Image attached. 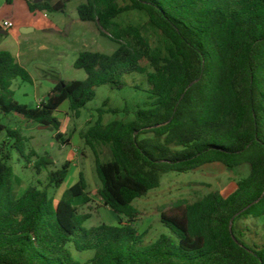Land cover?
<instances>
[{
  "label": "trees",
  "instance_id": "1",
  "mask_svg": "<svg viewBox=\"0 0 264 264\" xmlns=\"http://www.w3.org/2000/svg\"><path fill=\"white\" fill-rule=\"evenodd\" d=\"M127 1L125 8L118 0H87L77 7L80 21L95 23L118 47L110 55L80 53L73 67L86 79L58 82L36 108L11 99L13 80L32 79L10 53L0 51V135L10 141L0 144V264H264V241H248L246 233L258 234L236 224L264 217V0ZM27 7L58 12L64 4L27 2ZM132 10L147 14L162 38L158 47L141 27L117 22ZM126 75L143 80L142 107L125 106L132 118L97 122L81 134L88 145L110 148L111 160L96 164L97 193L117 224L83 226L74 205L88 201L82 173L57 204L36 186L15 198L9 149L26 162L34 154H26V138L2 118L16 114L59 131L54 113L65 102L79 117L96 88L122 89ZM142 86L133 81L134 90ZM215 162L228 169L247 165L249 174L226 197L215 191L177 215L162 214L168 233L144 245L133 225L132 203L157 189L166 173ZM48 165L52 162L40 158L35 167L39 172ZM68 174L69 162L49 171L48 187L61 188ZM83 254L90 257L82 261Z\"/></svg>",
  "mask_w": 264,
  "mask_h": 264
},
{
  "label": "rangeland",
  "instance_id": "2",
  "mask_svg": "<svg viewBox=\"0 0 264 264\" xmlns=\"http://www.w3.org/2000/svg\"><path fill=\"white\" fill-rule=\"evenodd\" d=\"M34 1L12 0V3L7 5L4 0H0V26L5 32L0 35V51L10 53L32 79V83L20 79L13 80L10 87L11 99L28 108L39 106L60 81L86 79L83 70L73 67L80 53L110 55L118 47L100 35L95 23L79 20L77 7L85 4L87 0H44L51 5L62 1L64 7L58 12H30L27 2ZM118 3L122 8L129 4L127 0H118ZM117 22L141 27L153 47H158L162 42L158 32L150 27L149 18L144 11H126ZM25 28L29 30H22ZM134 80L138 85H143L141 89L132 88ZM142 81L139 76L126 75L123 77L125 86L122 89H110L108 86L96 88L94 99L85 105L79 117L69 110L68 103L65 102L59 111L54 113L59 122V131L52 127L32 124L16 114L2 118L3 125L18 130L26 138V154H34L30 157V162H26L14 149H9L14 197L19 198L28 187L36 186L41 190L46 189L57 204L62 192L76 183L79 173H82L87 183L88 201L76 200L74 205L78 214L84 218L83 226L89 228L100 224L116 225L115 215L104 206L97 193L101 184L96 164L111 160L110 148L95 143L88 145L81 134L97 122L108 124L114 120L132 118V115L126 116L123 108L137 105L142 107L146 97V86ZM58 134L61 135L60 140L56 139ZM3 142L6 147L10 145L4 133L0 135V144ZM40 158L48 159L52 165L41 168L38 172L35 165ZM66 162H69V174L61 188L48 187V172L60 169ZM248 174L247 165L228 169L217 162L205 164L186 173L164 174L157 189L132 203L137 212L133 225L142 236L144 245L155 240L158 235L168 233L160 224L162 214L177 215L184 206L193 204L215 191L226 197L235 191L237 182ZM123 222L128 220L123 217ZM236 224L238 230L249 227L251 232L258 234L249 236L246 233L248 241H264V217L242 218ZM89 257L90 255L83 254L80 260L86 261Z\"/></svg>",
  "mask_w": 264,
  "mask_h": 264
},
{
  "label": "water",
  "instance_id": "3",
  "mask_svg": "<svg viewBox=\"0 0 264 264\" xmlns=\"http://www.w3.org/2000/svg\"><path fill=\"white\" fill-rule=\"evenodd\" d=\"M39 2H41V0H35L34 1V4H37V3H39ZM22 30H25V31H27V30H29V29H27V28H25V29H22ZM5 34V32H3L2 30H0V35H4ZM48 98H46V100H47Z\"/></svg>",
  "mask_w": 264,
  "mask_h": 264
},
{
  "label": "crops",
  "instance_id": "4",
  "mask_svg": "<svg viewBox=\"0 0 264 264\" xmlns=\"http://www.w3.org/2000/svg\"><path fill=\"white\" fill-rule=\"evenodd\" d=\"M44 1V0H43Z\"/></svg>",
  "mask_w": 264,
  "mask_h": 264
}]
</instances>
